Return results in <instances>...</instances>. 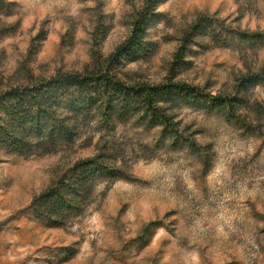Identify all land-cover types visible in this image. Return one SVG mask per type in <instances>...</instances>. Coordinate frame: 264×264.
I'll return each instance as SVG.
<instances>
[{"label": "rangeland", "instance_id": "1", "mask_svg": "<svg viewBox=\"0 0 264 264\" xmlns=\"http://www.w3.org/2000/svg\"><path fill=\"white\" fill-rule=\"evenodd\" d=\"M142 6L0 0V90L29 74L81 71L92 49L107 55L127 37ZM198 17L259 36L203 26L176 70V80L204 94L233 98L238 117L179 97L165 104L172 135L140 113L100 119L92 110L50 152L0 146V264H264V82L239 86L243 76L264 74V0H165L121 75L162 82ZM97 153L113 173L96 174L80 212L60 227L35 220L32 196Z\"/></svg>", "mask_w": 264, "mask_h": 264}, {"label": "trees", "instance_id": "2", "mask_svg": "<svg viewBox=\"0 0 264 264\" xmlns=\"http://www.w3.org/2000/svg\"><path fill=\"white\" fill-rule=\"evenodd\" d=\"M164 1L143 0V6L132 17L127 37L107 55L92 49L90 61L81 71H56L46 77L29 74L22 83L0 90V146L18 155L50 152L61 142L71 141L79 120L92 110L100 119L140 113L162 132L172 135L177 127L165 104L179 97L206 108L221 107L225 114L235 118L233 98L204 94L197 87L175 79L177 68L186 58V46L197 38L201 28L224 30L217 20L198 17L182 32L162 82L132 83L122 77V67L142 52L148 25ZM227 32L241 40L259 37L235 29ZM259 82H264V74H249L240 79L239 86ZM102 159L100 153L79 159L70 169L52 178L32 196L28 205L32 217L46 226L60 227L77 215L96 174L113 173V168Z\"/></svg>", "mask_w": 264, "mask_h": 264}]
</instances>
